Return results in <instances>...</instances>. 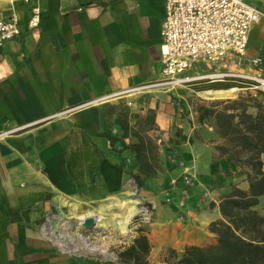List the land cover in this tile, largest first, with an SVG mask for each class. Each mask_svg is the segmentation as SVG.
Wrapping results in <instances>:
<instances>
[{
  "label": "crops",
  "instance_id": "obj_1",
  "mask_svg": "<svg viewBox=\"0 0 264 264\" xmlns=\"http://www.w3.org/2000/svg\"><path fill=\"white\" fill-rule=\"evenodd\" d=\"M244 1L264 12V0ZM36 7L40 22L32 27ZM13 13L20 33L0 47V264H123L118 254L138 228L109 256L94 257L63 252L42 226L52 214L72 226L93 213L98 225L121 228L128 209L130 222L140 198L151 197L138 183L152 179L142 172L155 162L172 179L189 172L194 186L144 231L150 264H171V251L212 243L219 202L245 176L229 155H215L209 137L217 127L199 110H179L173 90L138 89L161 77L166 0H0V20ZM247 54L261 59L253 71L264 77V18L250 28ZM254 99L264 103V92L246 100L250 113ZM211 192L209 202L201 197ZM169 193L176 199L181 191Z\"/></svg>",
  "mask_w": 264,
  "mask_h": 264
},
{
  "label": "built area",
  "instance_id": "obj_2",
  "mask_svg": "<svg viewBox=\"0 0 264 264\" xmlns=\"http://www.w3.org/2000/svg\"><path fill=\"white\" fill-rule=\"evenodd\" d=\"M262 18L264 12L244 0H166V15L161 31V77L157 82L138 89L171 90L198 80L226 77H240L264 83V78L228 72L197 76L188 74L198 64H216L232 56H246L250 28ZM39 22L40 10L36 7L29 24L36 27ZM19 33L18 14L13 13L9 18L0 20V47ZM254 61L256 64L261 63L260 58ZM175 160L173 157V161ZM181 180L187 187L194 185L193 175L189 172H184ZM187 192L184 190L185 194H188ZM85 217L87 216L82 217V220ZM150 218L151 211L144 200H141L133 222L145 223L149 222ZM70 229L71 226L67 225L65 218L52 214L46 218L42 233L63 252L88 255L92 250L88 237L83 236L85 245L81 247ZM58 238L64 245L58 243Z\"/></svg>",
  "mask_w": 264,
  "mask_h": 264
},
{
  "label": "trees",
  "instance_id": "obj_3",
  "mask_svg": "<svg viewBox=\"0 0 264 264\" xmlns=\"http://www.w3.org/2000/svg\"><path fill=\"white\" fill-rule=\"evenodd\" d=\"M198 89H228L259 85L255 80L226 77L204 79L190 83ZM256 113L248 104L234 103L224 109L200 107V119L213 116L224 143L218 145L223 155H229L241 167L247 188L230 184L219 202L222 219L210 223L209 230L216 241L206 246H186L181 254L171 251L176 264H264V103L254 99ZM262 206V213L258 207ZM133 242L119 252L123 264H150L147 256L150 241L138 228Z\"/></svg>",
  "mask_w": 264,
  "mask_h": 264
},
{
  "label": "rangeland",
  "instance_id": "obj_4",
  "mask_svg": "<svg viewBox=\"0 0 264 264\" xmlns=\"http://www.w3.org/2000/svg\"><path fill=\"white\" fill-rule=\"evenodd\" d=\"M247 56L248 54H246V56H244L243 58L232 56L220 63L204 64L197 68L199 69V71H197V69L194 68L190 75L197 76V75H207V74L228 72V73L244 74L248 76H257L259 78H264L261 75H258L255 71H253L254 69L257 70V67L260 65V64L255 63L254 60L256 58H252L247 61ZM195 89H196V86L191 85L190 83L182 85V86H177L174 89H171L175 92V94H171V99L176 100L177 102L176 106L179 110H200V107L202 106L214 107L215 109L219 110V109H224L226 107H230L234 103L242 104V102H245L246 104V100L251 99V96L253 94L260 95L261 93L264 92V83H259V85H257L255 88L250 89V90L239 91L238 89H235V91H233L227 97L226 96L219 97L216 94H212V95L207 94V95H204L205 97H200L194 92ZM207 122L210 123V125L216 127V121L213 116L208 117ZM218 133H219L218 130H216L215 134H212L209 137V139L211 142H214L212 149L215 152V155L220 157L223 154L218 149V145L224 143V139L221 137L220 133L219 134ZM155 149H154V152L155 151L159 152L160 148H155ZM141 158L143 157L141 156ZM263 161H264V157H263ZM138 162L140 163V161ZM167 170H168V173L169 171H171V169H169L168 166L164 164V162H155L153 171H150L145 166L143 167L142 173L144 174L145 171L146 173H151L152 179H146L142 175L143 178L141 182L139 181L138 183L140 193L146 190L147 192L150 193L151 197L143 195V197H141L139 200V206H140L141 200H144V202L148 205L151 211V218L149 222L138 224L136 222H133V218H132V220L127 224V227H128L127 229L129 233L126 236L122 232V229L118 227V224H115L117 226H114L113 221L105 220L104 225L97 224V226L100 228L99 230H89L83 226V222H81L80 224L81 220L76 218L73 221L70 231H71V234L76 237L78 245H80L81 247H84L85 244L83 243L82 238L83 236H86L88 238L90 237L92 238V239H89V242L92 244V246L96 245L100 247V249H105V253L106 252L110 253L112 251L118 250L119 247L125 245L124 242H129V240H132L131 238V234H133L132 231H136L137 228H139L140 226H143L145 228V231L146 230L149 231V228L151 227V224L155 221V219L165 216L166 209L171 208V206L174 205L176 202L179 203L180 201L183 202L187 200L189 194H185L184 190L189 191L190 188L192 189V186L190 187L185 186L179 177L172 179L170 173H169L170 176H166ZM173 180H175V182H173ZM245 181L244 182L238 181L237 183L241 184V186L247 187L248 185H247V182ZM237 183L234 182L232 184L237 185ZM178 187L180 188L181 193L180 195H178V197L176 196V199H174L175 196L171 195L169 192L172 190H176ZM166 190H168L167 193H166ZM210 196L211 197L214 196L212 192H211V195L202 194L201 197H205L207 202H209ZM257 211L262 213L263 209L261 205L258 207ZM179 217L182 218L183 216L180 215ZM138 234H139V231H138ZM103 238L105 239L109 238L111 240V242L109 243V246H110L109 249L105 248L106 244L105 246L102 245V241H104ZM215 241H216V235L214 234L212 235V237H210V242L213 243ZM100 249L89 251L88 256H94V257L103 256L104 252H101ZM107 253H106V256H109L107 255ZM161 259L162 257L160 258L155 257L154 261L159 262V261H162ZM169 260L171 264H176L177 262L176 257L173 255H169Z\"/></svg>",
  "mask_w": 264,
  "mask_h": 264
},
{
  "label": "bare ground",
  "instance_id": "obj_5",
  "mask_svg": "<svg viewBox=\"0 0 264 264\" xmlns=\"http://www.w3.org/2000/svg\"><path fill=\"white\" fill-rule=\"evenodd\" d=\"M233 91H235V88H232V89H229V90H218V91H215L214 93L216 94V95H218L219 97L220 96H228V95H230ZM208 93H213V92H211V90H210V92H208ZM215 95V96H216ZM204 96V95H203ZM214 97V96H213ZM137 203V202H136ZM133 210H134V207H131V208H129L128 209V211H127V213L125 214V217H124V219H123V221L121 222V229L123 230V233L126 235L127 234V229H126V225H127V223L129 222V219H130V217L132 216V214H133ZM90 215H93V213H89ZM83 217V216H82ZM82 217L80 218V220H81V222H83V220H82ZM97 220V219H96ZM93 230H99L100 228L98 227V226H96V227H93L92 228ZM57 241H58V243H60V244H62V245H64V242L62 241V240H60L59 238L57 239ZM92 250H95V249H100V247H98V246H96V245H94V246H89ZM100 251L101 252H105V249H100Z\"/></svg>",
  "mask_w": 264,
  "mask_h": 264
},
{
  "label": "water",
  "instance_id": "obj_6",
  "mask_svg": "<svg viewBox=\"0 0 264 264\" xmlns=\"http://www.w3.org/2000/svg\"><path fill=\"white\" fill-rule=\"evenodd\" d=\"M83 226L86 229L93 230L92 228L97 226L96 218L94 216H92V215H88L83 220Z\"/></svg>",
  "mask_w": 264,
  "mask_h": 264
}]
</instances>
